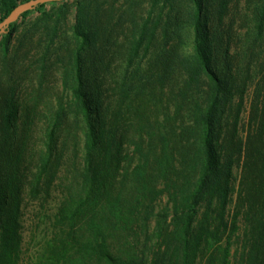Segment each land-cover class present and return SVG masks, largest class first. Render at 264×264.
Here are the masks:
<instances>
[{"label": "trees", "instance_id": "trees-1", "mask_svg": "<svg viewBox=\"0 0 264 264\" xmlns=\"http://www.w3.org/2000/svg\"><path fill=\"white\" fill-rule=\"evenodd\" d=\"M29 1L0 0V23ZM230 2L191 0L182 12L152 0L130 50L119 28L134 23L133 1L118 19L109 0L44 4L5 30L0 66L14 58L0 80V264H19L24 203L45 210L55 190L42 219L52 225L46 264H232L235 236V264H264V0H251L241 36L224 29ZM33 49L36 81L20 103L15 59ZM55 72L64 93L36 148L32 128Z\"/></svg>", "mask_w": 264, "mask_h": 264}, {"label": "rangeland", "instance_id": "rangeland-1", "mask_svg": "<svg viewBox=\"0 0 264 264\" xmlns=\"http://www.w3.org/2000/svg\"><path fill=\"white\" fill-rule=\"evenodd\" d=\"M130 1L134 2V5L131 6L132 10L136 15V19L132 24L131 21L123 19L124 23L121 25L119 30H126L127 32L123 34L120 38L119 44L122 47V50H130L132 42H133V35L131 30H140V26L143 25V20L148 17V14L151 9L152 0H109L110 5L114 7V11L118 12L119 14L117 17L120 16L121 11L129 9ZM174 7L177 11L181 10L182 12L188 10L190 6L191 0H174ZM220 2V1H219ZM251 0H231L229 6V12L226 16L224 21V29H231L234 30L236 36H241L246 32V30H250L252 28V19L247 17L249 10L253 7L250 4ZM74 0H70V4H73ZM111 6H106V10H110ZM52 6H48V10L51 9ZM218 8H220L218 6ZM169 9V8H168ZM69 16H68V26L71 27L74 24L76 12L71 11L69 8ZM32 20H38L41 18V15L35 12L32 15ZM20 19V18H19ZM184 21H188L185 18ZM4 33H0V40ZM242 47V44L236 43L234 44L233 51L235 52L239 47ZM37 49H33L30 51L29 56L25 57L24 53L18 54V58L15 59V63L18 60L19 66L15 68V81L20 82L22 85L21 91L18 94V101L20 103L25 102L26 94L30 92L33 85H35L36 77L33 73H35V68L32 66L31 61L34 57ZM14 56L9 58L8 60H4V62L0 66V80L2 83H7L8 80V67L13 62ZM120 61V59H118ZM243 61V60H242ZM241 61L239 69L244 70L247 67V64H250L249 59ZM21 63V64H20ZM257 62H255L251 69H252V77L257 75ZM31 66V67H30ZM27 67H30L26 70ZM27 72L28 76H27ZM6 85V84H5ZM3 85V86H5ZM44 90L42 93L46 94V90L48 94L47 98L43 99V103L40 104L38 107V117L36 118L35 125L32 128V135L33 141L31 144H36V148H38L42 143L45 142L46 136V129L48 128L47 125V118L51 113V108L57 106L60 98L62 97L64 90L61 85V77L60 73L55 72V76H51L46 80ZM46 89V90H45ZM254 85L248 90L246 94V100L244 104V110L242 113L241 125H240V133L242 138L246 140L249 131L251 130V126L249 124L250 117H251V98L253 97ZM3 95H1L2 97ZM45 132V133H44ZM40 137V138H39ZM38 145V146H37ZM242 174V167L236 170V177L239 180L240 175ZM53 193L52 198L48 200V205H46L45 210L42 208L41 203L36 202H25L24 203V216H23V229H22V253L20 254L21 258L19 264H46V255L45 250L47 249V241L49 240V231L52 230V225H50V221L47 220V223H42V219L45 218L46 214H52L54 209V204L57 200L58 192ZM240 192V186L238 183L237 191L234 198V204L237 201L238 194ZM166 203V198L161 201V206H164ZM232 207V208H233ZM241 226L240 231L242 232L244 229V223H239ZM237 233V236H241V232ZM233 249H232V264H235V257L237 255V251L242 250L243 240L237 239V237H233ZM238 257V256H237Z\"/></svg>", "mask_w": 264, "mask_h": 264}, {"label": "water", "instance_id": "water-1", "mask_svg": "<svg viewBox=\"0 0 264 264\" xmlns=\"http://www.w3.org/2000/svg\"><path fill=\"white\" fill-rule=\"evenodd\" d=\"M62 0H33L27 3L21 4L12 14L0 23V33H4L5 30L13 23L19 20V18L26 12L44 4H50L55 2H61Z\"/></svg>", "mask_w": 264, "mask_h": 264}]
</instances>
